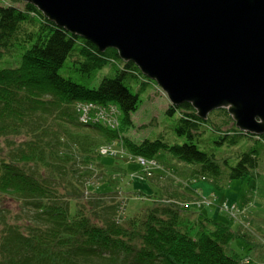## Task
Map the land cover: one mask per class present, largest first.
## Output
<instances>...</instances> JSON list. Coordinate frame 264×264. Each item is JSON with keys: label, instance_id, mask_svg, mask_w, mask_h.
I'll return each mask as SVG.
<instances>
[{"label": "trees", "instance_id": "trees-1", "mask_svg": "<svg viewBox=\"0 0 264 264\" xmlns=\"http://www.w3.org/2000/svg\"><path fill=\"white\" fill-rule=\"evenodd\" d=\"M4 56H17L20 63L0 66V201L8 203L0 206V264H244L226 252L239 235L227 223L205 216L200 224L208 222L210 229L198 237L184 228L192 200L180 190L188 179L217 183L223 174L255 175L257 148L238 152L232 165L229 156L219 160L200 147L211 137L223 146L256 136L241 132L225 108L202 119L189 103L169 104L168 114L178 112L175 130L183 142H134L123 131L133 125L138 90L148 84L158 90L155 83L114 48L100 51L23 0H0V61ZM67 57L70 74L62 75ZM107 64L110 73L91 86ZM133 84L139 85L135 93ZM86 102L116 105L120 125L81 120L77 107ZM110 142L146 157L168 152L197 168L164 198L126 217L121 203L106 198L113 192L90 188L98 173L102 183L109 182L99 164ZM150 177L143 179L154 193Z\"/></svg>", "mask_w": 264, "mask_h": 264}, {"label": "water", "instance_id": "water-1", "mask_svg": "<svg viewBox=\"0 0 264 264\" xmlns=\"http://www.w3.org/2000/svg\"><path fill=\"white\" fill-rule=\"evenodd\" d=\"M100 51L114 48L170 104L225 108L264 135V0H23Z\"/></svg>", "mask_w": 264, "mask_h": 264}, {"label": "rangeland", "instance_id": "rangeland-1", "mask_svg": "<svg viewBox=\"0 0 264 264\" xmlns=\"http://www.w3.org/2000/svg\"><path fill=\"white\" fill-rule=\"evenodd\" d=\"M14 4L19 7L23 6L18 2ZM70 61L71 58L67 57L64 66L59 69L62 75L70 74L65 72L66 65ZM19 63L20 58L17 56H4L0 61V66L13 67ZM109 73L110 65L107 64L97 71L91 86L97 85L98 81ZM138 88V84H133L130 91L135 93ZM138 97L139 106L131 112L133 125L123 131V135L134 142H140L145 138L151 140L161 138L169 144L182 143L183 137L178 136L175 130L178 112L167 113L170 102L166 94L161 89L156 90L148 84L138 90ZM242 137L237 145L226 143L223 146H217L212 137L200 143L202 149L208 153H214L219 160L229 156V162L232 165L237 161L238 152L255 147L259 156L258 166L255 175H249L248 178L231 179L223 174L217 183L201 177L184 182L180 191L186 192L192 200L190 209L186 211L190 221H186L184 228L190 235L198 237L202 232L210 229L208 222L205 225L200 224L205 216L227 223L240 236L230 240L226 246V252L242 257L244 264H264V143L255 141L256 139L264 141V139L260 135ZM111 145L115 147L116 153L109 152L111 146H104L103 148H108L101 151L102 161L99 164L100 166L104 164V170L107 173L103 175H107L108 185L102 183L100 180L102 174L98 173L97 176L94 175L93 183L90 181V188L92 187L96 192L108 190L113 192L107 193L106 198L109 200L114 198L121 203L120 213L126 217L134 215L144 207L151 206L158 197L164 198L167 193L173 191V187H178L179 183H183L182 178H187L193 172V167L197 168L195 164L189 165L182 160L175 159L168 152L162 151L153 157H146L134 154L123 146ZM140 157L144 158L141 160ZM152 159H156L159 164ZM149 161H152L151 164L148 163ZM150 174H154L148 178L151 180L154 193L149 191L148 182H144L143 179ZM141 190L144 195L140 192ZM6 204H8L7 201H0V206ZM184 204L185 207L186 203ZM226 204L235 208L234 214L227 211Z\"/></svg>", "mask_w": 264, "mask_h": 264}, {"label": "built area", "instance_id": "built-area-1", "mask_svg": "<svg viewBox=\"0 0 264 264\" xmlns=\"http://www.w3.org/2000/svg\"><path fill=\"white\" fill-rule=\"evenodd\" d=\"M77 109L80 111V118L83 121H87L90 119V117H92L93 120H99L102 123H104L105 125L110 126V127H115V126L117 127L119 125L117 109L113 105H98V104H95L92 102H86V103L79 104ZM112 144L115 146V143H112ZM107 148H102L101 151H104ZM114 148L111 145V148L109 149V152L111 154L113 152H115ZM143 158L140 157L141 160ZM152 160L157 162L156 159H152ZM151 162L152 161H149L148 163L151 164ZM148 170H150V169H148ZM225 207H227L228 211H230L232 214H234L233 211L235 208H233V206L230 207V206H227V204H226Z\"/></svg>", "mask_w": 264, "mask_h": 264}, {"label": "bare ground", "instance_id": "bare-ground-1", "mask_svg": "<svg viewBox=\"0 0 264 264\" xmlns=\"http://www.w3.org/2000/svg\"><path fill=\"white\" fill-rule=\"evenodd\" d=\"M218 109H221V108H218ZM214 110H216V109H214ZM213 111V110H212ZM210 113V112H209ZM209 115V114H208Z\"/></svg>", "mask_w": 264, "mask_h": 264}]
</instances>
